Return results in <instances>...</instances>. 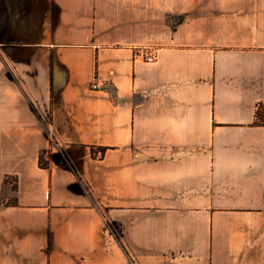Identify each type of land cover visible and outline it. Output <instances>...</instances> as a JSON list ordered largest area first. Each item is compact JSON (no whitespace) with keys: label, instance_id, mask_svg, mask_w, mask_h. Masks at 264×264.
I'll return each mask as SVG.
<instances>
[{"label":"crops","instance_id":"obj_1","mask_svg":"<svg viewBox=\"0 0 264 264\" xmlns=\"http://www.w3.org/2000/svg\"><path fill=\"white\" fill-rule=\"evenodd\" d=\"M261 105L264 0H0V264H264Z\"/></svg>","mask_w":264,"mask_h":264},{"label":"built area","instance_id":"obj_2","mask_svg":"<svg viewBox=\"0 0 264 264\" xmlns=\"http://www.w3.org/2000/svg\"><path fill=\"white\" fill-rule=\"evenodd\" d=\"M156 58V51L154 49L147 48L144 50V59L147 61H152ZM91 88L97 89L100 87V84L98 82V78L95 75L92 82H91ZM256 121L258 124L264 125V105L259 106L257 109L256 114Z\"/></svg>","mask_w":264,"mask_h":264},{"label":"trees","instance_id":"obj_3","mask_svg":"<svg viewBox=\"0 0 264 264\" xmlns=\"http://www.w3.org/2000/svg\"><path fill=\"white\" fill-rule=\"evenodd\" d=\"M261 106H263V105H261ZM96 149L101 150V152L103 153L105 148L104 147H91V150L93 153ZM49 158H50L49 149L42 150L39 154V165L42 167H47L48 163H49V161H48ZM5 182H7V179H5ZM15 187H16V185L12 184V188L15 189ZM111 228H112V226H111Z\"/></svg>","mask_w":264,"mask_h":264}]
</instances>
